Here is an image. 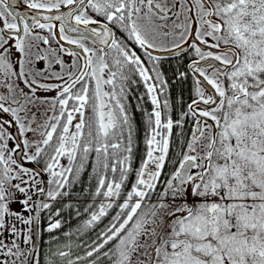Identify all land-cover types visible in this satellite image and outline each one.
Masks as SVG:
<instances>
[{"label":"snow or ice","instance_id":"obj_1","mask_svg":"<svg viewBox=\"0 0 264 264\" xmlns=\"http://www.w3.org/2000/svg\"><path fill=\"white\" fill-rule=\"evenodd\" d=\"M0 264H264V0H0Z\"/></svg>","mask_w":264,"mask_h":264},{"label":"trees","instance_id":"obj_2","mask_svg":"<svg viewBox=\"0 0 264 264\" xmlns=\"http://www.w3.org/2000/svg\"><path fill=\"white\" fill-rule=\"evenodd\" d=\"M165 70L167 71V74L169 76H171V70L170 69V66L168 63H165ZM172 67L174 68L175 65H174V62L172 64ZM190 83L191 81H189L188 83H186L185 85H183V89L181 88V85L180 84H175L173 85V88H172V92H171V97H172V100L173 102H176L177 103V111L179 110V98L181 97V94H183V98L184 100L186 101L187 98H188V88L190 86ZM143 91V88H138V89H134L133 90V94L130 96V102H131V105L133 107V110L135 109V105L137 103L136 101V97L139 96V94ZM144 107L146 108H149L150 109V104H145L143 105ZM135 119L137 121V123L141 126V129L143 127V118L141 116V113L140 112H135ZM143 148V145L141 143V149ZM176 150V146L174 145V152ZM84 187L87 186V176H85L84 178ZM80 185L76 186V189L73 193V196L71 198V202L73 204V206H77V204L80 202V201H83L85 198L83 197V195L81 194L80 192ZM81 206V211L83 210V205H80ZM63 216L66 220V223H65V226L63 228V231H70V230H74L81 222V219L82 218H77L75 216V213L73 212L72 215L70 216L69 215V211L66 209L63 213ZM86 218V217H84ZM44 240H47L48 239V234H44V237H43ZM39 243H41V241H39Z\"/></svg>","mask_w":264,"mask_h":264},{"label":"water","instance_id":"obj_3","mask_svg":"<svg viewBox=\"0 0 264 264\" xmlns=\"http://www.w3.org/2000/svg\"><path fill=\"white\" fill-rule=\"evenodd\" d=\"M37 243L39 244V241H37Z\"/></svg>","mask_w":264,"mask_h":264},{"label":"flooded vegetation","instance_id":"obj_4","mask_svg":"<svg viewBox=\"0 0 264 264\" xmlns=\"http://www.w3.org/2000/svg\"><path fill=\"white\" fill-rule=\"evenodd\" d=\"M21 7H22V5H21Z\"/></svg>","mask_w":264,"mask_h":264}]
</instances>
